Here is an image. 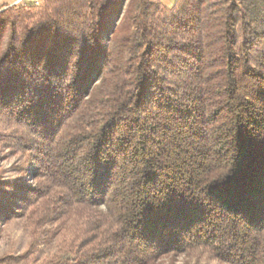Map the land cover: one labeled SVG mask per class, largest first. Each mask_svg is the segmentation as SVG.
Wrapping results in <instances>:
<instances>
[{"label": "trees", "instance_id": "16d2710c", "mask_svg": "<svg viewBox=\"0 0 264 264\" xmlns=\"http://www.w3.org/2000/svg\"><path fill=\"white\" fill-rule=\"evenodd\" d=\"M0 127L39 180L0 188V213L25 191L56 224L45 264H264V0L8 7Z\"/></svg>", "mask_w": 264, "mask_h": 264}, {"label": "rangeland", "instance_id": "374dc122", "mask_svg": "<svg viewBox=\"0 0 264 264\" xmlns=\"http://www.w3.org/2000/svg\"><path fill=\"white\" fill-rule=\"evenodd\" d=\"M42 2V0H41ZM163 3V2H162ZM172 7V6H171ZM108 42V36L105 38ZM6 133L0 127V188L5 189L9 181L25 178L27 186H35L34 171L28 165L24 168V153L19 148L9 147L13 138H7ZM29 153V152H27ZM36 168L34 165L33 169ZM12 209V213L2 215L0 213V264H45L53 255L59 253V228L56 224L43 223L40 227H34L27 220L34 208L24 205L22 199L25 191ZM28 207V209L26 208ZM42 222H40L41 224ZM154 264H231L221 257H215L208 253L179 252L160 257Z\"/></svg>", "mask_w": 264, "mask_h": 264}, {"label": "crops", "instance_id": "0c3cea01", "mask_svg": "<svg viewBox=\"0 0 264 264\" xmlns=\"http://www.w3.org/2000/svg\"><path fill=\"white\" fill-rule=\"evenodd\" d=\"M164 5L171 7L175 4L176 0H161ZM34 3L33 0H0V11L14 6Z\"/></svg>", "mask_w": 264, "mask_h": 264}, {"label": "built area", "instance_id": "2783aa9c", "mask_svg": "<svg viewBox=\"0 0 264 264\" xmlns=\"http://www.w3.org/2000/svg\"><path fill=\"white\" fill-rule=\"evenodd\" d=\"M34 4L39 5L41 3V0H33Z\"/></svg>", "mask_w": 264, "mask_h": 264}]
</instances>
